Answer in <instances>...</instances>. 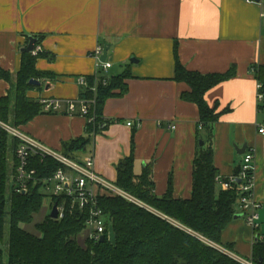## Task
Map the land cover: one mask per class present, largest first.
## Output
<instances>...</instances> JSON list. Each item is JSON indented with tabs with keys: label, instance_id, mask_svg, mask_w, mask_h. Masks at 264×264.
Here are the masks:
<instances>
[{
	"label": "crops",
	"instance_id": "0c3cea01",
	"mask_svg": "<svg viewBox=\"0 0 264 264\" xmlns=\"http://www.w3.org/2000/svg\"><path fill=\"white\" fill-rule=\"evenodd\" d=\"M30 35L41 37L36 69L43 76L28 96L65 104L58 112L42 110L20 129L61 151L65 142L85 135L89 121L81 113L77 78L111 80L127 72L128 89L104 104L103 116L110 122L78 157L93 155L94 171L115 182L118 163L133 154L135 174L149 166L160 197L169 190L176 199L193 193L200 110L182 97L191 86L175 79L177 59L202 74L235 67L232 77L205 93L219 114L213 126V160L219 175L230 178L245 154L237 148L247 144V151L254 150L253 192L261 204L264 240V137L257 131L264 111L253 69L264 65V0H0V66L12 74L9 80L0 77V97L15 92ZM106 45L112 66L104 71L94 53ZM68 100L77 103L73 114L67 111ZM255 240L254 228L242 217L222 233L223 244L242 257L252 255Z\"/></svg>",
	"mask_w": 264,
	"mask_h": 264
},
{
	"label": "trees",
	"instance_id": "16d2710c",
	"mask_svg": "<svg viewBox=\"0 0 264 264\" xmlns=\"http://www.w3.org/2000/svg\"><path fill=\"white\" fill-rule=\"evenodd\" d=\"M41 37H38V42ZM37 42V44H38ZM41 55L22 53V65L16 75L15 92L0 97V119L19 127L42 112L40 100L28 96L35 87L31 79H41L43 73L36 69ZM254 72L262 84L264 93V65H254ZM235 67L225 73L202 74L187 70L177 59L175 79L191 86L182 97L199 106L198 149L194 159L193 193L189 199L174 198L171 190L165 196L154 193V181L149 166L140 175L134 172V156L131 154L117 165L115 183L137 197L148 207H142L119 195H102L99 205L107 217L106 240L93 243L87 237L79 241L85 229L86 216L79 211L69 212L58 220L50 215L34 224V217L42 207L45 196L38 188L21 194L10 189V147L15 149L17 139L10 141L6 132L0 135V264H242L235 257L231 245L222 242L226 226L239 213L240 192L237 189L219 188L218 170L213 160V126L219 114L205 100L208 89L232 77ZM127 72L99 83L93 89L95 77H87V86H81L80 100L88 102L89 119L85 135L64 143L61 152L70 158L83 155L93 143L95 135L108 125L103 116L106 100L123 94L128 85ZM0 77L11 79L12 74L0 66ZM106 78V77H105ZM118 91V93L116 92ZM260 109L264 111V100ZM90 118L93 120L90 121ZM204 141V145H200ZM32 165L40 176L53 174L61 163L47 157L41 161L33 157ZM240 169L235 175H238ZM250 175L253 171L249 172ZM10 190V209L7 195ZM58 199V198H57ZM56 199V200H57ZM9 213V220L6 215ZM114 233V239L109 232ZM252 247V259L264 264V240L259 229Z\"/></svg>",
	"mask_w": 264,
	"mask_h": 264
},
{
	"label": "built area",
	"instance_id": "2783aa9c",
	"mask_svg": "<svg viewBox=\"0 0 264 264\" xmlns=\"http://www.w3.org/2000/svg\"><path fill=\"white\" fill-rule=\"evenodd\" d=\"M256 2L255 0H247ZM42 52L40 45H35L31 52L37 56ZM103 49L98 48L94 55L98 60L100 69L107 71L112 63L102 61L101 56ZM81 86H87V77L80 76L77 78ZM108 79L105 77L95 76V85L93 89L96 91L98 84H107ZM258 99L260 102L264 100L262 92V84H258ZM43 110L46 112H58L62 110L64 101L54 98H41ZM81 102V113L88 114L89 105L85 100ZM67 111L75 113L77 111V103L74 100H68L66 103ZM93 118H90V121ZM132 125V122L128 123ZM258 134L264 137V122L257 126ZM6 132L10 137V141L17 139L19 141L17 147H10L8 154V162L10 165V189L12 191L25 194L31 189L38 188L40 192L51 199V211L55 203H57L58 220L66 217L67 213L79 211V214L86 216L85 229L87 238L93 243L101 242L102 236L107 234V217L103 209L99 205V197L102 195H119L125 199L134 202L142 207H148L134 195L120 188L115 182L109 181L94 171L93 155L84 158H70L61 151L54 150L42 142L30 137L24 133L19 127H15L0 119V135ZM39 156L41 161L47 157L55 158L61 163V166L51 175L40 176L37 169L32 165L33 157ZM254 150L247 151L244 154L242 166L238 175L230 178L217 177L220 185L224 189H237L241 198L239 202V213L242 218L251 225L254 230L259 229V208L260 202L254 198V181L255 166ZM253 171L250 175L249 172ZM58 198V199H57ZM57 199V200H56ZM242 264H257L251 256L242 257L235 255Z\"/></svg>",
	"mask_w": 264,
	"mask_h": 264
},
{
	"label": "water",
	"instance_id": "95a60500",
	"mask_svg": "<svg viewBox=\"0 0 264 264\" xmlns=\"http://www.w3.org/2000/svg\"><path fill=\"white\" fill-rule=\"evenodd\" d=\"M255 1L256 2H261V0H255ZM37 42H38V37L30 35L29 36V43H28V45L26 47L23 48V52L24 51L25 52H32L34 50L35 45L37 44ZM109 49H110V46H108V45H106L104 47L103 54L101 56V60L102 61H106L107 60ZM134 60H136V59H132V61H134ZM30 83L32 85H40L41 81L39 79H31ZM105 127H106V124H103L102 128H105ZM200 145L203 146L204 145V141H200ZM237 149H238V151L240 153H245L246 150H247V144H244V146L241 149L240 148H237ZM57 206H58L57 203H55L54 206H53V209H52V211L50 213V217L53 218V219H57L58 218ZM241 217H242L241 214H236L234 218L238 219V218H241ZM105 240H106V236L104 235V236H102L101 241H105Z\"/></svg>",
	"mask_w": 264,
	"mask_h": 264
},
{
	"label": "rangeland",
	"instance_id": "374dc122",
	"mask_svg": "<svg viewBox=\"0 0 264 264\" xmlns=\"http://www.w3.org/2000/svg\"><path fill=\"white\" fill-rule=\"evenodd\" d=\"M10 193L11 192L9 190L8 195H7V199H8V202H7V210L8 211L10 209V201H9V199H10ZM51 202L52 201H51V199L49 197H45L44 202H43V207H42L41 211L38 214L35 215L33 223L27 225V228L29 230H33L35 223L42 221L45 218V216L50 215V213H51V207H50L51 206ZM6 219L9 220V213H7ZM86 237H87V233H86V231H83L79 235V241L80 242H83ZM109 237L111 239H114V233L110 231L109 232Z\"/></svg>",
	"mask_w": 264,
	"mask_h": 264
}]
</instances>
